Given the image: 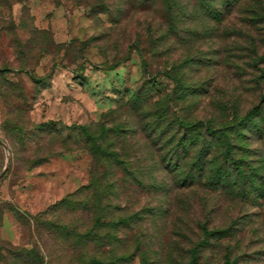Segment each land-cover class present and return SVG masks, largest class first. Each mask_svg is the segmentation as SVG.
<instances>
[{"label":"rangeland","instance_id":"rangeland-1","mask_svg":"<svg viewBox=\"0 0 264 264\" xmlns=\"http://www.w3.org/2000/svg\"><path fill=\"white\" fill-rule=\"evenodd\" d=\"M162 115L197 126L208 177L127 231L142 242L131 264H264V0H0V264H30L16 254L32 245L68 264L33 216L90 182L81 126L141 157ZM163 126L151 135L159 154L181 137ZM61 210L45 216L86 222Z\"/></svg>","mask_w":264,"mask_h":264},{"label":"trees","instance_id":"trees-1","mask_svg":"<svg viewBox=\"0 0 264 264\" xmlns=\"http://www.w3.org/2000/svg\"><path fill=\"white\" fill-rule=\"evenodd\" d=\"M143 65L146 69V61ZM164 74L175 82L173 92L181 96L183 88L180 79L171 71H165ZM161 125L165 127L161 130L162 135L171 131L177 132L176 136L181 135L175 138L172 145L170 141L173 139L166 140L162 145L163 149L169 145L170 147L168 153L163 154L156 152L157 144L151 137ZM196 127L195 124L185 123L180 119L176 128H171L162 115L161 122L148 136V154L140 157L130 156L127 152H115L113 142L106 144V140L91 132L88 126H81L87 150L92 157L90 182L60 200L56 206L33 216L34 230L41 235L40 239H53L64 245L63 251L69 252L70 256L68 264H131L134 257H140L142 242L139 236L128 234L127 231L141 234L146 220L156 222L157 219L170 215L172 207H169V203L175 193L201 183L204 176L208 177L205 168L198 162L202 152H194L197 146L194 135ZM204 130L205 133L214 132L209 126H204ZM125 142V139L119 142L122 149L126 148ZM212 154L211 149L206 155L203 154L205 163L211 160ZM208 157L210 160H207ZM227 157L223 161L225 164ZM134 160L140 164L134 165ZM231 163L235 164V161L231 160ZM225 179L227 176L220 174L214 183L222 185ZM144 195L156 198L155 202L151 206L136 208L134 202ZM123 201L126 208L121 206ZM128 207L131 212L115 217L117 211ZM56 209L74 214L80 211L86 216V222L77 223L74 220H63L60 217L50 219L45 216L50 210ZM44 232L46 235H43ZM155 236L157 235L153 237ZM131 238L133 247L127 253L125 249ZM16 257L27 259L30 264H57L54 261L45 262L44 248L37 245H32L29 249L22 248ZM143 258L141 264L145 262Z\"/></svg>","mask_w":264,"mask_h":264}]
</instances>
